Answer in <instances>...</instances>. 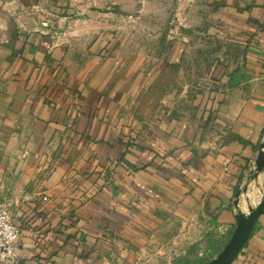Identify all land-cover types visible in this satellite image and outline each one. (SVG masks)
<instances>
[{
	"label": "crops",
	"instance_id": "obj_1",
	"mask_svg": "<svg viewBox=\"0 0 264 264\" xmlns=\"http://www.w3.org/2000/svg\"><path fill=\"white\" fill-rule=\"evenodd\" d=\"M62 1L0 0V199L20 229V264H140L161 220L138 215L166 199L181 217L202 205L233 229L242 180V211L264 198V171L248 181L264 142V0H193L235 47L200 125L137 108L131 80L100 67L112 25L95 9L71 24L52 10ZM232 264H264V213Z\"/></svg>",
	"mask_w": 264,
	"mask_h": 264
},
{
	"label": "rangeland",
	"instance_id": "obj_2",
	"mask_svg": "<svg viewBox=\"0 0 264 264\" xmlns=\"http://www.w3.org/2000/svg\"><path fill=\"white\" fill-rule=\"evenodd\" d=\"M108 8L113 10L109 17ZM93 9L101 15L96 21L102 26L112 25L108 28L113 30L99 49L100 67L115 76L116 83L131 80L137 108H156L159 114L155 115L181 122L195 120L199 125L212 119L215 94L222 86L217 74L222 67L227 68L226 56L235 54V47L225 43L219 33L207 30L206 9L201 2L117 0L113 4L63 0L52 7L60 14L69 12L71 24H77ZM246 179L235 192L241 193L242 200L243 189L249 185ZM165 201L169 208L138 215L149 223V216L156 222L158 217L161 220L160 226L153 225L159 230L145 242L140 264H207L217 257L234 228L220 230L214 218L206 216L205 206H197L193 217H181L171 208V199ZM131 226L132 230H141L136 222ZM119 228L125 232L123 224Z\"/></svg>",
	"mask_w": 264,
	"mask_h": 264
},
{
	"label": "water",
	"instance_id": "obj_3",
	"mask_svg": "<svg viewBox=\"0 0 264 264\" xmlns=\"http://www.w3.org/2000/svg\"><path fill=\"white\" fill-rule=\"evenodd\" d=\"M264 171V142L260 144L259 153L255 160L254 167L251 170L248 181H254L259 174ZM248 185L243 189L244 194L247 193ZM241 193L235 195L234 206L237 210L235 215L236 223L233 233L223 248V250L207 264H232L236 257L240 254L246 243L248 242L255 224L264 213V198L256 206H249L247 213L239 208Z\"/></svg>",
	"mask_w": 264,
	"mask_h": 264
},
{
	"label": "built area",
	"instance_id": "obj_4",
	"mask_svg": "<svg viewBox=\"0 0 264 264\" xmlns=\"http://www.w3.org/2000/svg\"><path fill=\"white\" fill-rule=\"evenodd\" d=\"M20 235L13 210L0 199V264H20L21 260L16 252Z\"/></svg>",
	"mask_w": 264,
	"mask_h": 264
},
{
	"label": "bare ground",
	"instance_id": "obj_5",
	"mask_svg": "<svg viewBox=\"0 0 264 264\" xmlns=\"http://www.w3.org/2000/svg\"><path fill=\"white\" fill-rule=\"evenodd\" d=\"M246 195V194H245Z\"/></svg>",
	"mask_w": 264,
	"mask_h": 264
}]
</instances>
